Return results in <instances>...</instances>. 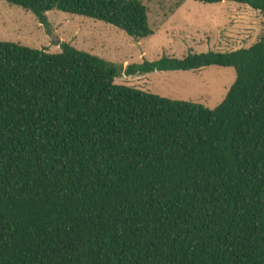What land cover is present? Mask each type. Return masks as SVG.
Returning <instances> with one entry per match:
<instances>
[{"label":"trees","instance_id":"1","mask_svg":"<svg viewBox=\"0 0 264 264\" xmlns=\"http://www.w3.org/2000/svg\"><path fill=\"white\" fill-rule=\"evenodd\" d=\"M154 34L142 0H6ZM246 4L264 0H196ZM0 40V264H264V34L127 75L231 67L215 108L117 83L67 43Z\"/></svg>","mask_w":264,"mask_h":264},{"label":"rangeland","instance_id":"2","mask_svg":"<svg viewBox=\"0 0 264 264\" xmlns=\"http://www.w3.org/2000/svg\"><path fill=\"white\" fill-rule=\"evenodd\" d=\"M148 8L154 34L137 40L115 25L77 14L52 10L42 22L35 14L0 0V40L51 53L67 43L118 65L117 83L127 84L172 99L218 106L235 81L231 67L201 70L153 71L127 75L129 64L163 55L230 51L249 47L264 34V15L246 4L224 1L142 0ZM228 41V42H227Z\"/></svg>","mask_w":264,"mask_h":264},{"label":"crops","instance_id":"3","mask_svg":"<svg viewBox=\"0 0 264 264\" xmlns=\"http://www.w3.org/2000/svg\"><path fill=\"white\" fill-rule=\"evenodd\" d=\"M228 42V41H227Z\"/></svg>","mask_w":264,"mask_h":264}]
</instances>
